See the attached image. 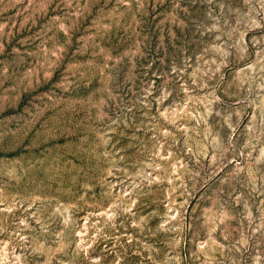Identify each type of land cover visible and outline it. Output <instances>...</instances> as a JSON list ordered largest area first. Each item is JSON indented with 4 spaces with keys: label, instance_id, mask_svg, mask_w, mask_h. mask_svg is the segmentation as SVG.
<instances>
[{
    "label": "rangeland",
    "instance_id": "obj_1",
    "mask_svg": "<svg viewBox=\"0 0 264 264\" xmlns=\"http://www.w3.org/2000/svg\"><path fill=\"white\" fill-rule=\"evenodd\" d=\"M0 264H264V0H0Z\"/></svg>",
    "mask_w": 264,
    "mask_h": 264
}]
</instances>
